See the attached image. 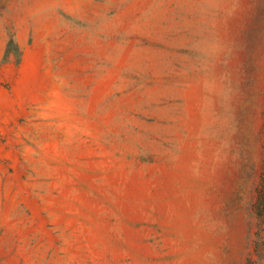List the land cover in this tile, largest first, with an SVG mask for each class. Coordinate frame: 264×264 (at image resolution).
Segmentation results:
<instances>
[{
  "label": "rangeland",
  "instance_id": "1",
  "mask_svg": "<svg viewBox=\"0 0 264 264\" xmlns=\"http://www.w3.org/2000/svg\"><path fill=\"white\" fill-rule=\"evenodd\" d=\"M263 192L264 0H0V264H264Z\"/></svg>",
  "mask_w": 264,
  "mask_h": 264
},
{
  "label": "trees",
  "instance_id": "2",
  "mask_svg": "<svg viewBox=\"0 0 264 264\" xmlns=\"http://www.w3.org/2000/svg\"><path fill=\"white\" fill-rule=\"evenodd\" d=\"M13 44L12 41H10V45ZM258 211L256 213V217L258 219L260 227H264V192L262 196H260V201L257 204ZM263 227L260 228V230L256 233V240H255V252L259 254L261 250L264 248V229Z\"/></svg>",
  "mask_w": 264,
  "mask_h": 264
}]
</instances>
